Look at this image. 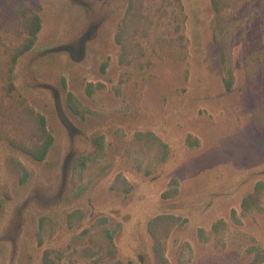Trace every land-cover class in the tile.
I'll use <instances>...</instances> for the list:
<instances>
[{"label":"rangeland","instance_id":"rangeland-1","mask_svg":"<svg viewBox=\"0 0 264 264\" xmlns=\"http://www.w3.org/2000/svg\"><path fill=\"white\" fill-rule=\"evenodd\" d=\"M0 264H264V0H0Z\"/></svg>","mask_w":264,"mask_h":264},{"label":"trees","instance_id":"trees-1","mask_svg":"<svg viewBox=\"0 0 264 264\" xmlns=\"http://www.w3.org/2000/svg\"><path fill=\"white\" fill-rule=\"evenodd\" d=\"M49 145H50V137L47 136L46 141L42 146L37 148L35 151H30L31 157L36 161H42L47 153Z\"/></svg>","mask_w":264,"mask_h":264}]
</instances>
